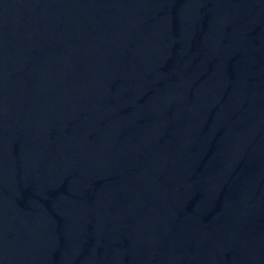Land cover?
Here are the masks:
<instances>
[{"label":"water","instance_id":"water-1","mask_svg":"<svg viewBox=\"0 0 264 264\" xmlns=\"http://www.w3.org/2000/svg\"><path fill=\"white\" fill-rule=\"evenodd\" d=\"M0 264H264V0H0Z\"/></svg>","mask_w":264,"mask_h":264}]
</instances>
